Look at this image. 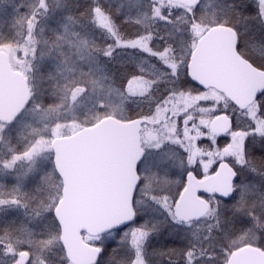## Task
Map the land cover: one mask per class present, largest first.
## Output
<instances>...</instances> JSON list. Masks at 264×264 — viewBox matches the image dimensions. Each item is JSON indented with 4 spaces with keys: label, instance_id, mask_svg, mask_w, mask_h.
<instances>
[{
    "label": "snow or ice",
    "instance_id": "6c2138e0",
    "mask_svg": "<svg viewBox=\"0 0 264 264\" xmlns=\"http://www.w3.org/2000/svg\"><path fill=\"white\" fill-rule=\"evenodd\" d=\"M0 264H264V0H0Z\"/></svg>",
    "mask_w": 264,
    "mask_h": 264
}]
</instances>
